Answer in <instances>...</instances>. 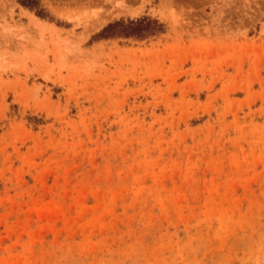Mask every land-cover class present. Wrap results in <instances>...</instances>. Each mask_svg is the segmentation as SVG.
I'll return each mask as SVG.
<instances>
[{"label":"rangeland","instance_id":"rangeland-1","mask_svg":"<svg viewBox=\"0 0 264 264\" xmlns=\"http://www.w3.org/2000/svg\"><path fill=\"white\" fill-rule=\"evenodd\" d=\"M0 0V264H264V0ZM147 17L142 37H99Z\"/></svg>","mask_w":264,"mask_h":264},{"label":"trees","instance_id":"trees-1","mask_svg":"<svg viewBox=\"0 0 264 264\" xmlns=\"http://www.w3.org/2000/svg\"><path fill=\"white\" fill-rule=\"evenodd\" d=\"M20 3L29 8H34L38 2L37 0H21ZM158 29H160V25H158L157 21L142 17L135 20H118L109 23L101 30L98 36L102 38L113 36L142 37L144 33H153Z\"/></svg>","mask_w":264,"mask_h":264}]
</instances>
